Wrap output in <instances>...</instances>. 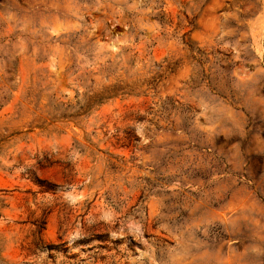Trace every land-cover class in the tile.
Returning a JSON list of instances; mask_svg holds the SVG:
<instances>
[{"label": "rangeland", "instance_id": "1", "mask_svg": "<svg viewBox=\"0 0 264 264\" xmlns=\"http://www.w3.org/2000/svg\"><path fill=\"white\" fill-rule=\"evenodd\" d=\"M0 264H264V0H0Z\"/></svg>", "mask_w": 264, "mask_h": 264}]
</instances>
